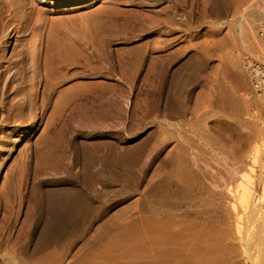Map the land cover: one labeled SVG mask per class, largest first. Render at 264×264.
<instances>
[{
    "label": "rangeland",
    "instance_id": "1",
    "mask_svg": "<svg viewBox=\"0 0 264 264\" xmlns=\"http://www.w3.org/2000/svg\"><path fill=\"white\" fill-rule=\"evenodd\" d=\"M50 1L42 0L41 4L46 10L49 9L51 13L53 12L52 17L57 23L58 30L64 34L66 33L65 29L74 26L75 32L76 29H79L81 37H84V40L89 44L85 47H82L84 46L82 44L78 50H75L74 61L63 66V71H66L68 76L71 74V78L79 83L72 81V83H60V85L58 83L54 86L53 100L47 106L44 120L41 118L43 126L46 125L42 127L45 131L43 130L41 138H32V135L29 134L19 137V127L14 126L13 122H6L2 126L4 130L11 133V138L9 136L10 139L6 137L0 139V159L2 155H7L11 146L16 144V147L7 162V167L1 171L0 186L8 170L9 188L7 191L13 200V207L6 206L3 200L0 202V236H3L9 227L15 229L13 238H17L15 237L16 233L19 237V233L22 232L20 237L26 239L22 240V243H18L20 247L17 246V254H23L22 256L25 254V258L29 255L27 259L34 258L36 254L44 250L57 248L60 252H67L68 259L95 250V253L98 254L96 259L99 264H144L146 234L143 216L147 194L144 190L146 177L143 167L147 165L146 163L150 160L153 162L152 171L156 165L160 166L162 171H168L171 168L169 155L172 152L173 154L178 153L179 147L184 149L188 146L189 149L186 148L190 154L186 153L191 156V159L186 154L187 160L192 162L194 157H197L204 167L207 164H209L208 166L211 164L210 167L214 166L213 169L216 170L221 167L223 174H226L223 166L229 161L231 164L229 163L228 166L227 163L225 167L230 168L232 162L235 161L231 154L233 155V146L237 144L238 135H252L264 126V105L254 93L244 64L245 55H248L249 51H256L261 47L259 40L264 36V31L261 30L264 19L260 16L259 11L264 12V0H258V4L261 6L256 4L258 5L257 9L251 0H239L240 2L237 0H206L209 2L206 5L207 11L202 9H205V0H193L197 9H195L196 21H194V25H199L198 33L195 32V36H192L196 48L191 55L186 52L176 54L180 57H178L180 60L177 59L180 61L178 68L158 65L153 70L148 67L147 59L143 66L136 69L132 65L135 54L131 53H135L134 50L137 48L136 51L141 50L140 52L143 53L146 50L152 54L150 39L156 33L155 28L157 30L159 22L157 20L161 18L160 15L157 16L158 14L155 15L151 12L152 8L143 4L138 5L139 0H125V2L121 0V2L113 4L105 2L104 8H99L100 10L94 8L97 6L90 5L80 9L65 10L72 8V5H53ZM143 1L148 2L149 0ZM238 2L243 13L246 12V16L241 17L242 20L239 21L241 24L239 22L230 24ZM201 17L203 18L201 19ZM203 19H207L211 23H204ZM215 21L217 25L214 23ZM237 25H242V27ZM208 27H211L209 29L214 32L209 34L211 37L206 38V41L201 32L206 31ZM228 29L235 31H230L229 35L226 31ZM74 30L71 32L72 35L75 34ZM173 35L175 38L179 34H172L171 40L174 39ZM91 39L93 41H89ZM148 43L151 44L150 48ZM134 46L136 47L133 48ZM172 48L173 46H170L168 49ZM124 55L125 57L130 55V57L125 58ZM132 56L133 58L130 59ZM15 84L11 88L13 93L10 89L7 96L9 97L7 103L17 91H20L17 98H21L31 83L28 85L26 83ZM36 84L40 86L36 91L38 101L43 95L44 88L41 86L43 83ZM64 88H70L68 91L70 93L67 98L65 97L61 101V104L56 106L58 91ZM220 97L228 102L231 98H236L239 102V109L220 110L213 104ZM176 105L178 110L174 108ZM250 109L255 112L256 119L255 117L253 119L250 114L248 115ZM84 113L95 119L94 121H98L97 123L100 125L97 124L94 127L93 122L87 118L88 116L84 117ZM219 116H223V120ZM217 119L220 120L219 123H217ZM224 120L229 123L228 126L223 125ZM218 124L219 127H217ZM235 125L236 128H234ZM171 131H175V133L172 132L175 135L172 138L169 136ZM166 133L168 134L166 135ZM13 138L14 141L11 142ZM211 138L212 141L215 138L218 141L222 140L219 141V146V143H216V148L223 149V151L215 148L213 143L216 140L211 143L212 141H209ZM17 139L19 142L16 143ZM55 139L57 140L55 141ZM209 143L214 147H211ZM48 144L57 147L52 148ZM199 144H202L205 149ZM47 145L50 146V149ZM206 150H209L208 154ZM210 151L211 154L213 153L214 160H212ZM181 152L179 151V153ZM193 152L197 153L194 157L191 155ZM224 152L226 155L223 154ZM216 153L219 156H225L220 159ZM140 154L142 156H138L139 160L137 155ZM156 154L158 160L155 157ZM55 157L60 160H57L58 163H52L51 159ZM203 157L211 158L210 162H207L208 160L206 161ZM217 158H219V162L220 160L223 162H217ZM136 159L139 160V163L133 167V161ZM203 160L206 164L203 163ZM49 162L51 163L49 164ZM92 162L94 163L91 164ZM216 162L222 166L217 165ZM90 169L96 172L100 170V173L96 175L97 181L94 182L95 189L97 188L96 193L98 192L93 203L96 206L95 209L87 194L91 186ZM223 174L221 173V175ZM263 179L264 177H261V181ZM232 184L235 185V182ZM217 190L218 192L221 190L220 194L214 195L210 199L212 201L208 198L211 193H205L209 195L206 196L207 202L205 194L201 196L204 199L190 198L194 202L198 201L196 203H202L204 200L203 207L206 209L204 215L212 214L210 217L208 216L213 219L212 222L207 218L208 225H210L208 227H211L210 229L207 227V229L211 234L212 230L213 232L216 230L217 234L214 232V235H211V238L214 237L213 239L218 236L222 237L219 234L224 235L229 230L230 233L235 232L236 229L234 219L236 215L233 209L229 208V202H226L229 197L226 195L227 198L223 197L226 190ZM222 191L224 192L222 193ZM79 192L86 193V196L78 198ZM218 198L221 199L222 204L225 203L224 206L218 201ZM63 199L66 201L82 200L83 218L79 226L69 229L65 236L60 238L61 240L54 238L53 241H48L46 222H48L50 214L52 215L56 211L55 208L58 206L56 201ZM208 202L209 204H207ZM226 204L229 206L227 207ZM207 205L210 206L207 207ZM220 207L224 209L221 210ZM207 208L211 210L209 211ZM176 210L180 209L176 208L174 212ZM218 211L219 213H217ZM23 219H27L29 225L26 224L24 231H20ZM222 226L224 227L221 229ZM219 227L220 230L217 231ZM224 230L227 232H223ZM217 243L219 244L220 241ZM218 244H214L213 248ZM12 258L0 257V264H13L16 259Z\"/></svg>",
    "mask_w": 264,
    "mask_h": 264
},
{
    "label": "bare ground",
    "instance_id": "2",
    "mask_svg": "<svg viewBox=\"0 0 264 264\" xmlns=\"http://www.w3.org/2000/svg\"><path fill=\"white\" fill-rule=\"evenodd\" d=\"M251 1H253L252 4L255 5L254 7L257 9L259 5L258 2L260 0L259 1L251 0ZM50 2L53 5H68V6L72 5V8H66L65 10L80 9L82 7L89 5L97 6L94 8L100 10L101 8H104L105 2L113 4L116 2L117 3L121 2V0H51ZM205 2L206 0L204 1V3ZM239 2L236 3L237 5L235 4L236 6L234 5L235 6V9L233 8L235 11V12L233 11L234 17L231 19L232 23L229 21L230 24H236L237 22L242 20L241 17L246 16V12L243 13L239 5ZM41 3L42 0L41 1L40 0H0V139L5 137L8 139L11 138L10 136L11 133H8V131L4 130L2 127L6 122H13L14 126L19 127L18 130V134L20 135L19 137H22L27 134L32 135V138H36V139L42 137V134L44 133L43 132L44 128L42 127L46 125L43 126V122L41 118L43 119V117L46 116L47 106L53 100L54 86L58 83L60 85V83H69V82L72 83V81H74V79L71 78V74H69L68 76V74L65 73L66 71H63V66L74 61L75 50H78V48L82 46V44L84 45L82 47L88 46L89 44L87 41L84 40V37H81L82 34L79 33L80 31L79 29L75 28L77 30L75 32L74 26L73 27L71 26L73 29L72 28L67 30L65 29L66 33L62 34L63 32L61 33L60 30H58L57 23H55L56 21H54L52 17L53 12L51 13L49 9L46 10ZM208 3L209 2H206L204 4L205 9L202 8L204 11L205 10L207 11L206 5H208ZM139 4L147 5L150 9L152 8L151 12H153V14L155 13V15L158 14L157 16L160 15L161 18L159 19L157 17V19H159L157 20L159 21L157 23L158 26L156 24L157 30L155 28L156 26L154 27L156 33L154 37H152L151 39L149 38L150 41L152 42V47L151 44L148 43L150 45L149 48L150 47L152 48V49L150 48L152 54L151 53L149 54L148 52H146V50L145 52H143L145 54L141 53L140 49H139L140 51H136L137 48L135 47L137 45L134 46L133 48H135V50L134 49L133 50L135 51V53L134 52L131 53L135 54V57L134 59H132L133 56L130 58L133 60L132 65H134V67L137 69V67L143 66L145 64V61L148 60V67H150L152 70L156 68L158 65H161V67L164 65V67L167 66L168 68L171 67L174 69L178 68L180 63L179 61L180 57L176 56V54L178 52H186L191 55V53H193L194 48H196L194 47L196 43H194L195 44L194 45L193 44L194 41H192V36L194 35L195 32H197L199 26V25L198 26L194 25L195 24L194 21H196V15H195L196 8L194 5L195 3L193 2V0H149L148 2L139 0L138 5ZM259 14L264 19V12L259 11ZM199 17L198 19H200ZM203 17H201V19ZM198 19L197 21L199 22ZM207 19L205 20L203 19L204 20L203 22L211 23V21L209 22V20ZM200 23L202 24L201 21ZM214 23H216L217 25L216 21ZM239 24L241 23L239 22ZM218 25L222 26L220 23H218ZM238 27H242V25ZM261 27L262 29L261 28L260 29L264 31V23L261 24ZM209 28L211 27H208L206 31L201 32L205 36V38H203L204 40L206 38L208 39L209 34H212V32H214ZM68 30H72V31L69 32ZM73 30L75 34L72 35L71 32H73ZM233 30L234 29L230 31ZM261 30L259 31L262 32ZM226 31L228 32L226 33L230 35L229 29ZM174 33H178L179 35L175 36V38L173 35L174 39L171 40L170 36ZM89 41H93V39ZM259 41L261 43V47L256 51L255 50L249 51L248 55L254 56L256 58H261L260 55L262 54L264 57V45H263L264 36L260 37ZM170 46L171 47L173 46V48L168 49ZM251 56L246 57L245 55L244 64H247V58L249 61ZM128 57H130V55ZM15 83L17 84L26 83L27 85L28 83L31 84L28 85L26 92L23 93V96L21 98H17L18 93L20 91L17 92L15 91L16 94L10 97V102L7 103L8 101L7 98H9L7 96L9 95L10 89L13 87ZM36 83H43V85L41 86H43L44 88L43 95L38 101L37 99L39 98H37L38 93L36 91L39 85H37ZM74 83H79V82L76 80L74 81ZM14 86L16 88V84ZM252 88L254 90V93L258 96V98H260L262 105H264V96L262 97L258 93V91L254 89V87ZM69 90L70 88L69 89L64 88L58 91V95L55 102L56 106L61 104V101L64 100L65 97L67 98L68 94L70 93V92L68 93ZM11 93H13L12 89H11ZM213 104L215 106H218V108L222 111L225 109L226 110L230 109L231 111L236 108L239 109V102L237 101L236 98H231L230 101L228 102L223 97H220V99L217 98V100H215ZM174 108L176 110L179 109L177 108V105ZM249 114L253 119L254 117L256 119L255 112H252L251 109L248 115ZM83 115L84 117L88 116L87 118L90 119L91 122H93L94 127L97 124H99L97 123L98 121L97 122L94 121L95 119H92L88 114L84 113ZM219 117L222 118L223 116L222 117L219 116ZM219 121L220 120L217 119V123H219ZM228 124L229 123L224 120L223 125L228 126ZM219 126L220 125L218 124L217 127ZM234 128H236V125ZM172 132L175 133V131H171V133L169 132V136L171 138L175 136L174 133ZM167 134L168 133H166V135ZM14 138L13 140H11V142L14 141ZM18 139L16 143L19 142L20 139L19 140ZM56 140L57 139H55V141ZM220 140L221 139H219V141ZM209 141L211 142L212 138ZM213 141L211 143H213ZM219 141L216 140L213 143V145L215 144V148L217 147L216 143H219ZM223 142H221L222 145H224ZM57 143L58 142H56V144ZM202 144H199V146L201 145V147L204 148ZM14 145L15 146H11L8 149L7 155H2L0 159V179H1V171L5 170V168L7 167L8 160L12 156V153L15 151L16 144ZM219 145L220 143L218 144V146ZM50 146L52 147V145ZM50 146H48V149H50ZM186 147L188 148V146ZM179 148H180L179 151L180 152L182 151L181 153H179V151L178 153L174 152L175 154H173V152L172 153L170 152L171 155H169L170 156L169 163L171 165V168L168 171L166 170L162 171L161 167L157 165L155 166L156 168L154 167L155 169L153 168L154 170L152 171L153 162L151 160L150 162L148 161V163H146L147 162L146 161L145 163L147 165L143 167L144 168L143 173L145 174L146 177L145 179L146 185L144 190L147 194V198H146L147 203L146 205H144L145 214L143 216L144 225H145V234H146V250L144 256L145 257L144 264H264V179L261 181V177H264V126L261 127V129L258 132H254V134L252 135H248V134L238 135L237 144L233 146L234 149V151L232 152L233 155L231 154V156H233L232 159H234L235 161L232 162L230 168L225 167L227 165L229 166L230 163L229 161L227 162L228 164L226 163L227 165L223 164L224 165L223 170L224 173L226 172V174H223L221 167H220L221 170L220 168L219 170L213 169L214 166L213 168H211L210 167L211 164L210 166H208L209 164H207V166L205 165L204 167L203 166L204 164L201 163V160L198 161L197 157H194V155L197 153L193 152L194 154L193 153L191 154L195 158L194 159L192 157L194 161L191 162L190 160H187L188 157L186 156L190 154L188 150L189 148L188 149L186 148L187 151L185 150V148L184 149L182 147ZM200 150L202 151L201 148ZM217 150L223 151V149L220 148ZM211 151L209 152L210 154ZM186 152L189 154H187ZM225 153L226 152H224L223 154ZM203 154L200 155L203 156ZM218 154L222 155L221 153ZM218 154L217 157L219 156ZM138 156H142V155L140 154L137 155V157ZM147 156L149 158V155ZM224 156H219V158L221 159V157ZM155 157L157 158V154ZM189 157L191 159L190 155ZM207 158H205V160L206 161L208 160L207 162H210L209 160L211 158L210 159ZM219 158L216 159L217 162H219ZM138 159L140 160L139 157ZM138 159L133 161L134 162L133 167L136 164L138 165L139 163ZM57 160L59 159L56 157L54 159H51L52 163L53 162L56 163ZM212 160H214V158ZM222 160L224 159L222 158ZM226 161L227 160L225 157V162ZM94 162H92L91 164H93ZM204 162L205 161L203 160V163ZM221 162L223 161L220 160L219 163ZM50 163L51 162H49V164ZM200 163L202 164V166ZM219 163H217V165H219ZM220 165L222 166V164ZM93 169L89 170L91 186L89 192L87 193L92 200L91 201L92 205H94L93 203L95 201L96 194L98 193V192L96 193L97 188L95 189L94 182L97 181L96 180L97 173H100V170L99 172H96ZM133 172H135V169H133ZM221 173L223 175H221ZM108 174H109V170H108ZM8 179L9 178H8V170H7L4 175L2 184L0 186V202L3 200V202L6 203V206L11 205L13 207V200L9 195V192L7 191V189L9 188ZM233 182H235V185L232 184ZM217 189L226 190V194L223 193L224 191H222V193L224 194L223 197L227 196L229 197L230 200L228 199V201H226L227 200L226 199L224 201H226L227 203L229 202L228 204H230V206L228 204H226V206L227 207L229 206V208L231 207L234 211V214L236 215V217L234 218L236 229L235 232L233 231L231 233L229 232L230 230L228 231V233H226L227 231L224 230L223 232L226 233L224 235H221L222 234L221 233L222 230H221L220 231L221 234L219 235L222 237L219 238L218 236V238L213 239L214 237L211 238V235H214L213 233L216 230H214V232L212 230V234H211V232L207 229V227L210 226L208 225L209 221H207V218L210 219L212 222L213 219L209 218L212 214L210 216L208 215L209 217L207 215H204L206 213V209L203 207L205 203L204 200H202L203 202L200 201L203 203L202 204V203H196L198 201L194 202L192 201V199L190 200V198L192 197V198L202 199L203 197L201 196L203 194L211 193L210 196L212 197L205 194V197L209 196L208 198L210 200L211 198H213L214 195L216 196L217 194H220L219 192L221 190L218 192ZM107 193L110 195L108 191ZM85 194L86 193L79 192L77 196L78 198L85 197L86 196ZM215 198L217 199V197ZM65 199H63L64 201L63 200L56 201L58 204L57 206L58 208L57 207L55 208L56 211H54L52 215L50 214L48 222H46L47 223V226L45 225L46 229L48 228L47 229L48 236L46 233V238L48 241L50 240L53 241L54 238L55 239L63 238L65 236V233L69 229L78 227L80 221L83 218L84 212L82 209L83 206L82 200L75 201V199H73V201H68V200L66 201ZM205 200L207 202L208 200L207 197L205 198ZM220 200L221 199H219L218 201L221 203ZM213 203L212 206L215 205V203L214 205ZM207 204H209V202ZM222 205L224 206L225 203ZM209 206L207 205V207ZM93 208L95 209L96 206L94 205ZM174 208L175 209L178 208L180 210L179 211L176 210V212H174L175 211ZM217 208L218 207H216V209ZM220 209L222 210L224 208L220 207ZM217 213H219V211ZM213 223L215 224L214 221ZM26 224H27V219L25 220L23 219L22 225L20 227V231H24V228L27 225H29ZM223 227L224 226H222L221 229ZM14 230L15 229L13 227H9L7 231L4 233V235L0 236V257L1 258L9 257V259L13 257L12 259L14 260L16 259L15 262H13V264H99L97 263V259H96V256L98 254L95 253V250L88 251L84 254L81 253L82 255L80 256H77L75 258L71 257L72 259H68L69 255L68 256L66 255L67 252L63 253L58 251L57 248H50L49 250L46 251L44 250L39 254H36L34 258L29 257V259H27L29 255L25 258V254L24 256H22L23 254L21 255L20 253L17 254L18 253L17 246L20 247L19 244L22 243V240L25 241L26 238L20 237V235L22 236V232L20 231L19 232L21 234L19 233V237L17 236L16 233L15 237L17 238H13ZM219 230L220 227L218 228L217 231ZM215 233L217 234V232ZM216 241L217 242L220 241V243L218 244ZM214 244H218V245H215V248H213ZM9 254H11L12 256H10ZM15 257H17L18 259Z\"/></svg>",
    "mask_w": 264,
    "mask_h": 264
},
{
    "label": "built area",
    "instance_id": "3",
    "mask_svg": "<svg viewBox=\"0 0 264 264\" xmlns=\"http://www.w3.org/2000/svg\"><path fill=\"white\" fill-rule=\"evenodd\" d=\"M261 54V53H260ZM251 55H246V57ZM261 58L251 56L249 61L247 58V64H245L248 75L250 77L251 85L256 91L263 97L264 96V57L261 54Z\"/></svg>",
    "mask_w": 264,
    "mask_h": 264
}]
</instances>
